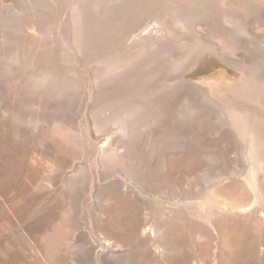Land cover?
Returning <instances> with one entry per match:
<instances>
[{
    "label": "rangeland",
    "instance_id": "1",
    "mask_svg": "<svg viewBox=\"0 0 264 264\" xmlns=\"http://www.w3.org/2000/svg\"><path fill=\"white\" fill-rule=\"evenodd\" d=\"M126 1L75 0V53L91 49L78 45L82 17L89 34L98 31L92 49L145 53L139 73L155 91L137 96L142 110L127 122L123 161L103 178L92 209L67 213L60 197L44 201L47 193L33 190L40 176L29 159L40 148L21 102L16 110L9 103L7 90L19 87L0 71V264H264V220L205 205L215 178L258 169L223 119L225 104L262 124L264 153V0H143L125 12ZM243 77L253 96L234 88ZM165 79L183 85L173 103ZM154 199L160 209L147 214ZM149 225L159 226L142 236ZM97 240L118 247L97 253Z\"/></svg>",
    "mask_w": 264,
    "mask_h": 264
},
{
    "label": "bare ground",
    "instance_id": "2",
    "mask_svg": "<svg viewBox=\"0 0 264 264\" xmlns=\"http://www.w3.org/2000/svg\"><path fill=\"white\" fill-rule=\"evenodd\" d=\"M8 1L0 0V71L7 72L5 75L11 78L12 84L19 87L7 90L9 103L16 110V105L21 102L20 112L25 114L24 118L31 120L28 132L40 148L38 153H31L29 159L30 166L37 168L36 174L39 173L40 176L36 183L33 181L36 184L33 190L40 191L41 188V191H45L47 196L44 201L50 197H60L67 204L63 205L64 212L75 214L83 209L90 210L91 202L103 185V178L109 182L108 177L116 165L115 161H123L122 156L127 148L124 141L127 122L142 110V104L136 100L137 96L155 92L154 86L152 88L148 83L143 86L139 73L142 72L141 59L145 53H120L121 55L114 57L106 50L92 49L94 43L99 45L98 38L96 40L98 31L89 34L87 22L81 17L78 20L84 36L78 45L80 43L91 49L77 54L75 0ZM130 2L143 0H127L123 8H120L128 12L135 6L144 4ZM177 61V58L170 57V64L176 66ZM166 62L163 65L169 64ZM172 81H162V88L171 90L170 103H173L177 94L183 92V85ZM234 86L242 95H254V87L248 77L240 78ZM183 105L180 104L178 111H184ZM225 105L227 108H223V119L228 120L232 134L241 141L244 148L247 143L248 150H243L242 155L257 164L258 169H251V175L246 178H238L235 173L227 178H215L216 184L207 191L205 205L210 209L221 208L226 214L247 211L256 221H263L264 167L260 161H264V153L259 152L263 126L259 121L249 123L248 118L240 116L238 106ZM118 175L122 176L119 172ZM59 177L62 178L61 181ZM134 187L131 190L140 194ZM200 191L201 188H198V192ZM59 194H64L65 198ZM157 201L158 199H154L150 206L144 207L147 214L160 209ZM164 208L169 209L167 206ZM158 226L149 225L142 230V236H152ZM114 247L118 245L110 241H95L97 253Z\"/></svg>",
    "mask_w": 264,
    "mask_h": 264
}]
</instances>
